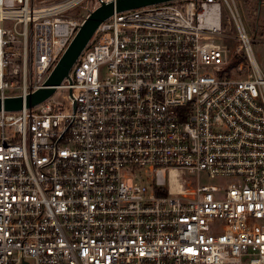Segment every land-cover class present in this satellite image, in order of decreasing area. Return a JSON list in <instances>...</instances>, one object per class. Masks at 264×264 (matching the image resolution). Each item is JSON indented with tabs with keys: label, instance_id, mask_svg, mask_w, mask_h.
Masks as SVG:
<instances>
[{
	"label": "built area",
	"instance_id": "obj_1",
	"mask_svg": "<svg viewBox=\"0 0 264 264\" xmlns=\"http://www.w3.org/2000/svg\"><path fill=\"white\" fill-rule=\"evenodd\" d=\"M85 1L0 0L1 99L118 0L69 14ZM237 2L115 9L50 97L0 110V264H264V71Z\"/></svg>",
	"mask_w": 264,
	"mask_h": 264
},
{
	"label": "water",
	"instance_id": "obj_2",
	"mask_svg": "<svg viewBox=\"0 0 264 264\" xmlns=\"http://www.w3.org/2000/svg\"><path fill=\"white\" fill-rule=\"evenodd\" d=\"M163 1L168 0H118L116 4L113 2L103 3L86 17L75 37L61 55L44 86L25 97L16 96L4 100L0 98V110L2 108L5 110H19L23 107H32L50 97L55 92L56 87L62 83L64 78L68 77L71 68L91 40L98 25L109 17L115 9L118 11L133 9ZM262 3L263 0H259V7ZM24 264L29 263L25 262Z\"/></svg>",
	"mask_w": 264,
	"mask_h": 264
},
{
	"label": "rangeland",
	"instance_id": "obj_3",
	"mask_svg": "<svg viewBox=\"0 0 264 264\" xmlns=\"http://www.w3.org/2000/svg\"><path fill=\"white\" fill-rule=\"evenodd\" d=\"M237 3L248 35L256 39L252 42V50L264 71V5L259 7V0H238ZM94 6H96L95 0H87L82 5L71 10L69 14L75 17L83 16L87 13L86 7L93 8ZM236 45L235 43L230 45V47L233 49ZM141 172L146 173L145 170H141ZM198 178L203 183L216 181L210 179L205 173H201L199 176L197 174L190 175V179L193 181Z\"/></svg>",
	"mask_w": 264,
	"mask_h": 264
}]
</instances>
